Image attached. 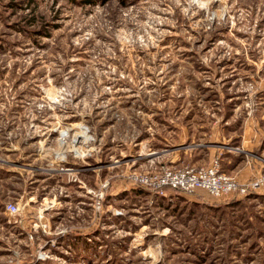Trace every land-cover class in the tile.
Returning <instances> with one entry per match:
<instances>
[{
  "label": "rangeland",
  "instance_id": "rangeland-1",
  "mask_svg": "<svg viewBox=\"0 0 264 264\" xmlns=\"http://www.w3.org/2000/svg\"><path fill=\"white\" fill-rule=\"evenodd\" d=\"M102 2L0 0V264H264V185L214 198L134 180L215 158L262 166L228 170L245 186L264 173V137L242 146L249 118L264 135V0Z\"/></svg>",
  "mask_w": 264,
  "mask_h": 264
},
{
  "label": "built area",
  "instance_id": "built-area-1",
  "mask_svg": "<svg viewBox=\"0 0 264 264\" xmlns=\"http://www.w3.org/2000/svg\"><path fill=\"white\" fill-rule=\"evenodd\" d=\"M134 180L144 186H150L164 192L166 189L181 192H207L214 198H222L236 191L257 190L264 185V173L257 176L252 184H242L230 174L221 170L220 161L215 158L209 164L198 167L172 168L162 165L159 169L136 174ZM10 213H18L20 206L9 202L6 206Z\"/></svg>",
  "mask_w": 264,
  "mask_h": 264
},
{
  "label": "crops",
  "instance_id": "crops-1",
  "mask_svg": "<svg viewBox=\"0 0 264 264\" xmlns=\"http://www.w3.org/2000/svg\"><path fill=\"white\" fill-rule=\"evenodd\" d=\"M261 134H262V132L260 131V128L256 127L254 125V120L252 118H249L248 121L246 122L245 127H244V134H243V140H242L243 148L245 150L250 151V152L253 151L255 148L257 149L258 148L257 146L258 145L260 146V144H261L260 138L262 139V137H264V135L261 136ZM221 151H222L221 147H219V148L213 147L212 149H210V153L213 155L220 153ZM163 157H167V156L166 155L160 156L159 159L157 158L158 162H160V159H162ZM181 157H182L181 154L174 152V153L168 154V157L166 158V160H167V162L169 161L172 164H177L178 160L182 161ZM252 160L254 161L253 158H252ZM252 160L247 161L248 164L245 166H241L240 163H238L236 165L233 164L232 167L229 168L228 170H231V174L234 173L232 175H235L239 179L246 180L248 177L251 176V174H257V172L259 173L260 167H262V166L257 165L256 163H254ZM226 163H225V166H226ZM25 165H26V163H25ZM73 166H75V164H73ZM151 167H153V166H151ZM234 170H238V171H234ZM57 174L58 173H52V175H57ZM78 174L80 176L79 180H81L83 183L82 195L86 196L89 199V197L91 195L90 189L95 188L96 184H95L93 179L91 182V178H86L85 173H83V174L78 173ZM59 175H62V174H59ZM88 177H90V175H88ZM75 181L78 182V180H75ZM82 201H83V197H81L77 203L82 202ZM80 209H82V208L80 207ZM88 212H89L88 216H89V218H91L89 206H88ZM86 228H87V230L85 228H81V227L76 228V229L73 228L72 230H69L67 234L65 232H61V230H60V232H61V235H63V236L68 235V238H69V236L72 235V237L70 238L69 244H71L72 246H74L76 248L77 245H79V243H81L83 240H85L86 238L87 239L91 238V233H93L94 228H91L90 225ZM23 230H25L27 235H29L32 232H35L37 234L38 232H41V230L44 232L43 228L33 229L30 227L28 229L24 228ZM53 230H54V228L53 229L48 228V231H50V233L55 234L53 232ZM64 230H67V229L64 228ZM44 233H47V232H44ZM65 237L66 236H64L63 239H61V240H66ZM94 237H95V235H94ZM85 243L88 244L87 245L88 248L92 247L91 244L89 242H87V240L85 241Z\"/></svg>",
  "mask_w": 264,
  "mask_h": 264
},
{
  "label": "trees",
  "instance_id": "trees-1",
  "mask_svg": "<svg viewBox=\"0 0 264 264\" xmlns=\"http://www.w3.org/2000/svg\"><path fill=\"white\" fill-rule=\"evenodd\" d=\"M98 1H103L102 3H106L108 0H83V2L84 3H88V4H95V3H98ZM236 142H238V140H236ZM239 143V142H238ZM239 159V158H238ZM221 170L223 171V172H228V170H227V166H225V163L224 164H221ZM253 193H255V192H253ZM252 193V194H253ZM96 241H94V243H95ZM94 249L96 250L97 248H96V246L94 245Z\"/></svg>",
  "mask_w": 264,
  "mask_h": 264
}]
</instances>
